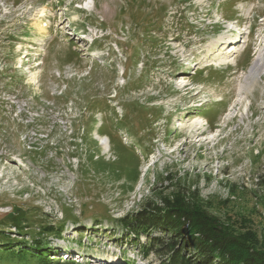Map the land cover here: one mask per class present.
<instances>
[{
    "label": "rangeland",
    "instance_id": "1",
    "mask_svg": "<svg viewBox=\"0 0 264 264\" xmlns=\"http://www.w3.org/2000/svg\"><path fill=\"white\" fill-rule=\"evenodd\" d=\"M261 50L264 0H0V264H159L116 224L178 193L264 245Z\"/></svg>",
    "mask_w": 264,
    "mask_h": 264
},
{
    "label": "trees",
    "instance_id": "2",
    "mask_svg": "<svg viewBox=\"0 0 264 264\" xmlns=\"http://www.w3.org/2000/svg\"><path fill=\"white\" fill-rule=\"evenodd\" d=\"M116 226L124 232L123 239L138 246L143 257L154 254L160 258L159 264H264V245L258 247L259 242L251 232L238 234L222 226L202 203L184 194L178 193L161 206L149 201L137 212L127 213ZM46 228L52 231L53 227ZM60 231L61 227L53 234L59 237ZM141 238L144 239L142 244ZM2 242L0 240V247L6 251L2 257L17 261L28 260L29 254L34 257L35 250L28 249L27 245L9 251ZM47 246L36 239L31 248L44 252ZM33 257L28 261H33ZM36 257L41 262L48 255Z\"/></svg>",
    "mask_w": 264,
    "mask_h": 264
},
{
    "label": "bare ground",
    "instance_id": "3",
    "mask_svg": "<svg viewBox=\"0 0 264 264\" xmlns=\"http://www.w3.org/2000/svg\"><path fill=\"white\" fill-rule=\"evenodd\" d=\"M217 40V39H216ZM223 39H220L219 41H222ZM232 41V40H229ZM229 41H226V43H228ZM217 43V42H216ZM224 43V42H223ZM211 45V44H210ZM213 45V43H212ZM234 42L232 44H230V46H234ZM221 46V45H220ZM224 47V46H223ZM235 48L233 50H231V52H227L225 53L223 56L220 57V59L218 61H215L212 65L215 66V70L218 69L220 70L222 66L224 67H228L231 66L233 64V59L231 58L232 54L234 53ZM230 53V54H228ZM191 64V63H190ZM194 66V65H193ZM208 64H203L200 68L204 69L205 67H207ZM249 77L247 76V78L245 79V86H246V90H250L251 87L255 84L256 79L255 78H260V76L262 74H264V51H257V53H255L254 58L252 60L251 66L249 68ZM262 77V76H261ZM185 79V78H184ZM183 79V80H184ZM187 80V79H186ZM187 86V83L185 82L182 88H185ZM203 125V121L198 119L193 120L190 123V128L192 129L193 132H198L201 128V126ZM179 127H182L181 124L178 123ZM180 129V128H179ZM191 131V132H192ZM101 145L105 148V150H108V139H105L102 141Z\"/></svg>",
    "mask_w": 264,
    "mask_h": 264
}]
</instances>
